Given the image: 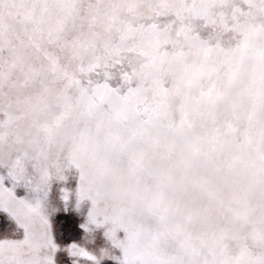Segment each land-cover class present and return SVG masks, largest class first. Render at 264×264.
Segmentation results:
<instances>
[{"label":"snow or ice","instance_id":"obj_1","mask_svg":"<svg viewBox=\"0 0 264 264\" xmlns=\"http://www.w3.org/2000/svg\"><path fill=\"white\" fill-rule=\"evenodd\" d=\"M0 218V264H264V0H0Z\"/></svg>","mask_w":264,"mask_h":264},{"label":"rangeland","instance_id":"obj_2","mask_svg":"<svg viewBox=\"0 0 264 264\" xmlns=\"http://www.w3.org/2000/svg\"><path fill=\"white\" fill-rule=\"evenodd\" d=\"M61 224L67 226L65 232V239L68 242H72L73 240L77 242H82L83 233L80 232L78 225L74 222L72 218H69L67 221H61ZM9 231L10 225H8L5 220L0 218V236L8 234Z\"/></svg>","mask_w":264,"mask_h":264}]
</instances>
